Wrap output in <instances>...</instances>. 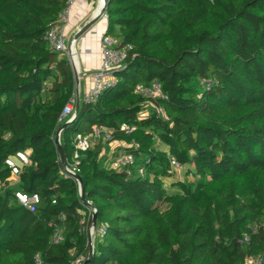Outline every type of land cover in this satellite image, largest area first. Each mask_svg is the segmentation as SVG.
<instances>
[{"label": "trees", "instance_id": "obj_1", "mask_svg": "<svg viewBox=\"0 0 264 264\" xmlns=\"http://www.w3.org/2000/svg\"><path fill=\"white\" fill-rule=\"evenodd\" d=\"M68 1L0 0V264L89 256L93 207L55 141L74 69L46 38ZM106 18L105 33L133 48L61 134L96 208L86 264H264V0H109ZM155 80L166 98L138 92ZM98 125L116 149L76 157L77 135ZM26 149L32 162L13 179L7 159ZM122 149L131 173L111 165ZM16 191L40 202L32 210Z\"/></svg>", "mask_w": 264, "mask_h": 264}, {"label": "built area", "instance_id": "obj_2", "mask_svg": "<svg viewBox=\"0 0 264 264\" xmlns=\"http://www.w3.org/2000/svg\"><path fill=\"white\" fill-rule=\"evenodd\" d=\"M76 0H69L67 7L61 12L59 18L54 26H52L46 33V38L49 40L51 46L58 51L65 52L70 57V61H73L72 53L69 51L68 42H67V33L66 26L70 21V13L71 9ZM95 1V0H91ZM104 6L103 0H96V6L94 8V14L96 11H100ZM102 17H107V9L104 12ZM133 46L131 44H125L120 46V40L117 37H114L110 34L103 33L101 37V54H102V62L101 65L93 71L91 74L92 84L90 90L85 97L87 101H96L100 94L104 89L110 87L114 81V70L117 67H120L126 59L130 55V51ZM75 64V63H74ZM76 66V65H75ZM81 71V70H80ZM84 76V73L81 72L80 77ZM203 83H206L203 80ZM138 92L141 93L145 97H164L166 95L162 92L161 83L155 80L151 85H139L137 88ZM77 102L76 95L71 98L70 102L65 106L63 110V116L71 115L69 119L72 118L75 112V105ZM161 112L164 110L161 108ZM123 127H128L127 124H123ZM113 138L112 131L109 127L105 125L96 126L92 132L89 134H78L75 140V145L77 148L76 157L79 156L80 150H87L89 148L94 147L100 142H107ZM32 162L31 159V149H26L24 151L19 152L16 155H12L7 159V164L12 169L13 178L17 177L22 168ZM173 165L177 170L181 169V165L173 159ZM135 164V158L132 154H129L125 151L119 152L117 156H115L111 162L112 167L114 168H126L128 173L132 172V165ZM75 172V170L71 169ZM143 173V169L140 170ZM16 196L18 199L27 207L34 210L36 205L40 202V197L38 194H29L24 191H16ZM92 214L96 212V208L91 209ZM254 228H256L254 226ZM97 231L92 225L89 226V235L93 238L94 233ZM102 233L105 232L104 228L99 229ZM63 239L61 232L58 230L54 233L52 241L60 242ZM249 236H245V240H248ZM36 261L38 264H42L39 256H36ZM263 258L261 256L250 257L248 259L249 264H261ZM78 264V263H75Z\"/></svg>", "mask_w": 264, "mask_h": 264}, {"label": "crops", "instance_id": "obj_3", "mask_svg": "<svg viewBox=\"0 0 264 264\" xmlns=\"http://www.w3.org/2000/svg\"><path fill=\"white\" fill-rule=\"evenodd\" d=\"M95 6H96V0L75 1L71 9L70 21L65 29L67 33L68 43L72 39L74 34L78 31V29H80L85 23H87L95 15L94 14ZM99 20L77 40L75 45L79 57L80 75L81 72L84 73V76L80 77L78 89L76 92V97L78 94L79 98L82 99H84L87 96L90 90L92 84L91 74L101 65L102 62L101 37L106 29L101 28V24H99L100 22ZM111 148L112 147H110V149ZM111 152H113V150H111ZM94 242H95V238H94Z\"/></svg>", "mask_w": 264, "mask_h": 264}, {"label": "water", "instance_id": "obj_4", "mask_svg": "<svg viewBox=\"0 0 264 264\" xmlns=\"http://www.w3.org/2000/svg\"><path fill=\"white\" fill-rule=\"evenodd\" d=\"M104 1V6L103 8L97 13L95 14L92 19H90L87 23H85L80 29H78V31L74 34V36L72 37V39L69 41L68 43V48L69 51H71L72 53V45H76L77 40L87 31L89 30L104 14V12L106 11V9L109 6V0H103ZM77 50V49H76ZM73 69H74V76H75V81L76 84L79 85V80H80V75H79V71L77 70L75 64L71 61ZM80 109V98L79 95L77 94V102L75 105V112L74 115L72 116L71 119H68L57 131L56 136H55V141L57 143L58 146V151L60 154V158H61V162L63 164V167L65 168V170L70 173L71 175H73L76 180L78 181L79 184V188H80V194H81V199L82 201L87 204L88 206H91L93 208H95V206L87 199L86 193H85V187H84V180L82 178V176L79 173H76L74 171H72L66 163L65 157H64V153H63V148L61 145V134L64 128H66V126L68 124H70L77 116L78 112ZM92 226L96 229L97 228V216H96V212L93 213V220H92ZM94 242H93V238L90 236L89 237V256L84 259L82 261V263L80 264H86L88 263L92 257H93V253H94Z\"/></svg>", "mask_w": 264, "mask_h": 264}, {"label": "rangeland", "instance_id": "obj_5", "mask_svg": "<svg viewBox=\"0 0 264 264\" xmlns=\"http://www.w3.org/2000/svg\"><path fill=\"white\" fill-rule=\"evenodd\" d=\"M99 21H100L99 24H101V28L102 29H106L107 28V18L106 17H101V19ZM61 55H65V56L69 57L68 54H66L65 52H61ZM77 89H78V85L76 84V92H77ZM104 145H105V148H106V151H107L108 156L111 155V153H112L111 150L114 151L116 149V147L114 146V144H113V146L108 145V143H105ZM110 147H112V148L110 149ZM123 151L124 150L122 149L119 152H123ZM178 175H179V177L184 178V172L183 171H180L178 173ZM11 178H13L12 175H11ZM15 178H17V177H15ZM15 178H13V179H15ZM1 183L2 182L0 181V185H1ZM167 185H168V182H167ZM96 235H97V231H95V233H94L93 242H94V238H95Z\"/></svg>", "mask_w": 264, "mask_h": 264}, {"label": "bare ground", "instance_id": "obj_6", "mask_svg": "<svg viewBox=\"0 0 264 264\" xmlns=\"http://www.w3.org/2000/svg\"><path fill=\"white\" fill-rule=\"evenodd\" d=\"M98 11L95 12V14H97ZM72 58H73V61L76 65V68L77 70L79 71V57H78V53H77V50H76V46L73 44L72 45ZM79 75H80V72H79Z\"/></svg>", "mask_w": 264, "mask_h": 264}]
</instances>
